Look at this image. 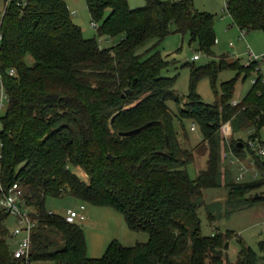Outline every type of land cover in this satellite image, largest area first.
<instances>
[{
  "label": "trees",
  "instance_id": "obj_1",
  "mask_svg": "<svg viewBox=\"0 0 264 264\" xmlns=\"http://www.w3.org/2000/svg\"><path fill=\"white\" fill-rule=\"evenodd\" d=\"M85 1L98 35H122L118 43L102 47L97 37H85L66 0H12L4 14L1 65L15 67L17 75L5 79L11 100L0 116V264H19L8 226L13 215L1 203L3 193L15 183L22 189L21 204L36 222L31 240L38 260L264 264V256L241 237L237 260H229L225 243L233 231L204 234L200 216L204 190L225 181L230 197L243 199L264 184V157L249 147L255 139L264 146L260 137L264 82L257 62L244 64L225 54L205 65L188 62L189 92L182 97L175 90L176 76L162 74L170 62L157 47L172 33L189 34L191 44L196 42L198 50L214 57L215 14L198 10L194 0H145L136 8L128 0ZM225 3L242 32L264 33V0ZM147 45L148 56L143 58L139 50ZM226 69L237 74L219 89V72ZM240 76L243 80L254 76L256 81L235 105ZM204 78H209L217 95L214 104L205 102L197 90ZM169 100L180 104L177 114ZM176 118L184 130L185 120L198 125L203 135L198 145L183 146ZM150 122L134 135H120ZM228 123L229 142L223 135ZM243 131L249 132L248 140ZM196 148L207 155V167L192 178L188 165L195 160ZM229 148L237 157L251 154L263 177L245 183L230 181V174L222 170V152ZM75 169H81L84 177ZM65 194L114 208L124 215L129 229L146 232L148 240L127 246L115 239L102 256H89L78 221L69 222L46 207L48 197ZM263 198L261 194L253 197ZM260 248L264 252V241Z\"/></svg>",
  "mask_w": 264,
  "mask_h": 264
},
{
  "label": "rangeland",
  "instance_id": "obj_2",
  "mask_svg": "<svg viewBox=\"0 0 264 264\" xmlns=\"http://www.w3.org/2000/svg\"><path fill=\"white\" fill-rule=\"evenodd\" d=\"M66 2L69 3L73 19L82 27L85 37H97L102 47H110L118 43L123 37L122 35H117L114 38L109 36L100 37L96 26L93 25L94 22H92L86 1L66 0ZM128 3L131 8H136L143 6L145 0H128ZM194 3L198 10L209 11L216 15L217 43L214 46L215 56H209L198 50L196 42L190 43L189 34L172 33L157 47L162 56L170 62L168 67L162 71V74L169 77L176 76L175 90L182 97L186 96L189 92L190 68L186 65L188 62L205 65L212 59H218L223 54L231 53L232 49L240 44H244L245 56L241 58V62L247 64L249 58L248 56L246 57L245 52L247 50L246 41L239 40L238 36L235 35L239 30L232 24V18L226 11L225 0H194ZM3 8V0H0V12ZM252 33L264 35V33L259 31H253ZM231 43H234L233 47ZM147 47L148 45L139 50V53L143 54V58L148 56L145 53ZM196 54H199L200 58L193 60ZM260 67L264 73V61H260ZM236 74L237 71L234 69H226L219 72L217 80L218 88L220 89L223 81L235 77ZM252 83L253 76L247 78L245 81L240 76L236 84L233 100L235 101V99L240 98L242 95L244 96ZM197 90L205 102L214 104L217 101V95L214 93L209 78L202 79ZM168 104L171 110L177 114L180 104L173 100H169ZM176 123L179 127L183 146L193 148L203 139L200 128L191 120H185L187 132L181 128L178 118H176ZM223 129L224 137L228 142L231 141L232 131L230 125H224ZM241 135L248 140L249 132L243 131ZM260 137L264 141V128L260 131ZM195 152L194 162L188 165V171L192 178H196L207 167L208 159L207 155H203L198 148L195 149ZM222 158L223 173L228 172L230 174V181L245 183L259 180L263 177L262 172L257 169L251 154L246 153V157L244 158L237 157L233 152L231 153V148H229L228 150H223ZM75 171L81 177H84L81 169H75ZM229 194L230 188L226 185L225 181L220 187L204 190L205 206L200 211L203 233L212 234L215 231L226 232L232 230L234 235H232L231 239L227 240L229 241V246L225 248L226 257L231 261H236L238 258L240 250L238 237L243 238L247 245L251 246L261 256H264V252L260 248V242L264 241V198L260 200L253 199V197L259 194L264 197V184L256 190L247 192L243 199L240 197L232 198ZM81 205H84L85 209H82ZM46 207L48 210L62 216H65L70 208L79 210L85 214V219L78 218L77 221L85 231L88 245L87 253L91 257L102 256L108 244L115 239L127 246L148 240L146 232H136L129 229L124 215L111 207L90 205L70 194H65L61 197H48ZM208 211L213 213V218H209ZM8 226L11 231L17 226L14 216L9 217ZM52 237L61 244L58 235L53 234ZM12 243V247L15 249L17 245L14 241Z\"/></svg>",
  "mask_w": 264,
  "mask_h": 264
},
{
  "label": "built area",
  "instance_id": "obj_3",
  "mask_svg": "<svg viewBox=\"0 0 264 264\" xmlns=\"http://www.w3.org/2000/svg\"><path fill=\"white\" fill-rule=\"evenodd\" d=\"M12 0H5L4 8L0 12V43L3 40L2 33V22L4 14L8 5ZM225 5H227L225 3ZM97 27L96 23H93ZM245 34V31L242 32V36ZM248 63L257 62V69L261 71L260 61H264V54H257L252 50L248 51ZM199 54H196L193 57V60L199 59ZM17 75V70L15 67L3 68L1 65L0 58V116L8 107L11 97L7 89L5 79L6 77H13ZM256 80L254 79L253 82ZM264 82V77L262 79ZM238 101H233V104H237ZM2 141L0 140V160L2 159ZM249 147L256 151L259 155L264 157V146L260 143L259 139L250 140ZM238 159V158H237ZM239 160V159H238ZM0 190L3 191L2 185L0 183ZM4 195L1 198V203L7 208L10 213L17 218V226L12 231L13 241L16 243V248L14 249V257L19 259V264H62L56 260H38L33 257L32 254V230L36 222L31 218V211L28 208H24L23 204L21 206L22 189L18 183H15L8 191V193H3ZM82 209H85L84 205H81ZM66 220L69 222H76L78 218L85 219L86 216L84 213L75 209H68L67 214L65 215Z\"/></svg>",
  "mask_w": 264,
  "mask_h": 264
},
{
  "label": "crops",
  "instance_id": "obj_4",
  "mask_svg": "<svg viewBox=\"0 0 264 264\" xmlns=\"http://www.w3.org/2000/svg\"><path fill=\"white\" fill-rule=\"evenodd\" d=\"M68 5H69V3H68ZM232 24H234V23H232ZM236 27L238 28V26H236ZM238 30H239L238 33L235 34V35L238 36L239 40L246 41V45H247V50L245 51L246 52V57L248 56V51L249 50H252L253 52H255L257 54H264V35H262V34L260 35V33H256V34L255 33H252L253 32L252 31V32H246L242 36V30H240L239 28H238ZM247 40H248V42H247ZM231 46L233 47L234 46V43H231ZM243 48H244V44L237 45V47H235L234 49H232V52L231 53H226L225 55H228V57H229L230 60H236V59H240L241 60V58L245 57L244 56V49ZM238 53H239V55H237ZM261 72H262V70H261ZM262 74H263V77H264V73L263 72H262ZM254 78L255 77L253 76V80H254ZM251 87H252V85L250 86V88L248 89V91H246V93L244 94V96L242 95L240 98L235 99V101L242 100L247 95V93L250 91ZM230 127H231V125H230ZM231 131H232V128H231ZM231 134H232V132H231Z\"/></svg>",
  "mask_w": 264,
  "mask_h": 264
},
{
  "label": "water",
  "instance_id": "obj_5",
  "mask_svg": "<svg viewBox=\"0 0 264 264\" xmlns=\"http://www.w3.org/2000/svg\"><path fill=\"white\" fill-rule=\"evenodd\" d=\"M128 92H131V91L128 90ZM112 120H113V119H112ZM151 124H152V122L147 123V124H145V125H143V126H141V127H138V128L132 129V130L121 131V132H120V135H123V136L134 135V134H136V133H138V132L144 130L147 126H149V125H151ZM109 157H110V155H109ZM19 205L21 206V203H19ZM228 246H229V241H226V243H225V248H228Z\"/></svg>",
  "mask_w": 264,
  "mask_h": 264
}]
</instances>
